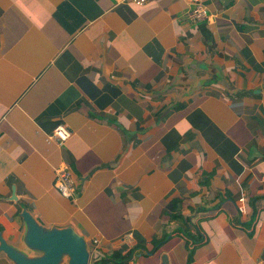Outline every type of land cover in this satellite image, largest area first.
I'll return each mask as SVG.
<instances>
[{
	"label": "crops",
	"instance_id": "1",
	"mask_svg": "<svg viewBox=\"0 0 264 264\" xmlns=\"http://www.w3.org/2000/svg\"><path fill=\"white\" fill-rule=\"evenodd\" d=\"M205 5L195 22L185 0H0L10 246L36 254L26 209L73 227L89 264H264V0Z\"/></svg>",
	"mask_w": 264,
	"mask_h": 264
},
{
	"label": "water",
	"instance_id": "2",
	"mask_svg": "<svg viewBox=\"0 0 264 264\" xmlns=\"http://www.w3.org/2000/svg\"><path fill=\"white\" fill-rule=\"evenodd\" d=\"M20 216L26 228L23 243L36 254L10 246L0 234V252L13 264H89L91 254L86 240L73 227L48 228L26 209H22ZM65 257L66 263H63Z\"/></svg>",
	"mask_w": 264,
	"mask_h": 264
},
{
	"label": "built area",
	"instance_id": "3",
	"mask_svg": "<svg viewBox=\"0 0 264 264\" xmlns=\"http://www.w3.org/2000/svg\"><path fill=\"white\" fill-rule=\"evenodd\" d=\"M122 1V0H120ZM125 1V0H124ZM135 5H142L147 0H128ZM187 3L191 4V9L189 11V16L193 21H202L208 17L207 6L205 5L206 0H185ZM53 137L59 140H66L68 137V132L62 127H56L53 132ZM56 180L61 184L67 196L74 193L76 185L71 175L70 169L66 165H62L56 169L55 172ZM98 240L94 241L97 244Z\"/></svg>",
	"mask_w": 264,
	"mask_h": 264
},
{
	"label": "trees",
	"instance_id": "4",
	"mask_svg": "<svg viewBox=\"0 0 264 264\" xmlns=\"http://www.w3.org/2000/svg\"><path fill=\"white\" fill-rule=\"evenodd\" d=\"M130 254H131V253L128 252V253H126L125 255L121 256V260H120V262H125L126 260H128ZM114 255H120V254H119V253H115Z\"/></svg>",
	"mask_w": 264,
	"mask_h": 264
},
{
	"label": "rangeland",
	"instance_id": "5",
	"mask_svg": "<svg viewBox=\"0 0 264 264\" xmlns=\"http://www.w3.org/2000/svg\"><path fill=\"white\" fill-rule=\"evenodd\" d=\"M39 223H40V222H39ZM40 224H42V223H40ZM90 246H91V244L87 243V247H88L89 251H90V249H91ZM66 259H67V258L65 257L63 263H66Z\"/></svg>",
	"mask_w": 264,
	"mask_h": 264
}]
</instances>
